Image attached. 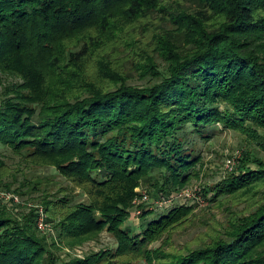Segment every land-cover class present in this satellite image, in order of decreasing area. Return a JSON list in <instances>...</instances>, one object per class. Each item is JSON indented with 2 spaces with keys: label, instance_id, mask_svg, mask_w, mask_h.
I'll return each instance as SVG.
<instances>
[{
  "label": "trees",
  "instance_id": "1",
  "mask_svg": "<svg viewBox=\"0 0 264 264\" xmlns=\"http://www.w3.org/2000/svg\"><path fill=\"white\" fill-rule=\"evenodd\" d=\"M194 1L0 0V144L86 196L20 180L0 159V187L39 198L57 234L49 242L38 230L35 205L16 214L0 199V264H264V0ZM217 125L262 155L244 150L195 194L246 207L196 247L168 249L197 204L148 220L138 188L169 199L200 178L190 136L207 140ZM135 207L139 233L128 223ZM104 230L116 248L58 253Z\"/></svg>",
  "mask_w": 264,
  "mask_h": 264
},
{
  "label": "rangeland",
  "instance_id": "2",
  "mask_svg": "<svg viewBox=\"0 0 264 264\" xmlns=\"http://www.w3.org/2000/svg\"><path fill=\"white\" fill-rule=\"evenodd\" d=\"M187 6H194V0H185ZM133 83H141L139 80H133ZM208 132H210L211 137L209 139L200 138L198 135L191 134L190 139L192 142H195L198 152L201 154L203 167L200 178L193 179L191 183L182 189V192H188L192 198L183 197L181 199L174 198L171 202L167 204H161L157 202L156 195L148 194L147 186L143 185L138 188V191L143 194H147L149 197L147 201H143L144 209H149L153 211V214L147 216L146 219L151 220L153 218L159 217L162 212L166 213L170 208L180 205V204H194L196 205L194 210V217L191 221L185 225L177 228L172 234V237L169 239L168 249H183L184 247H196L197 244L203 239H209L208 234L212 232L211 228L222 229V225L219 223H224L227 215L231 212L240 213L246 207L247 201H238L234 199H228L224 202L223 206L208 203L203 198L195 194V190L203 184H214L221 180L225 175L230 172V169L227 168L226 163L228 158L233 159L234 164L239 163V157L242 155V152L246 149L252 148L255 155H262L258 150L255 143L249 144L246 141L244 135L238 134L236 132L225 130L217 125L215 127H209ZM0 159L6 162L12 171L16 172L21 180L24 175L28 178H31L35 181L42 182L41 186L48 185L49 192L57 193V190L60 187L67 189L69 196L75 199V201H86V196L78 188L70 184L54 167H40L32 166L25 167L24 163L21 161L19 155L13 153L7 147L0 144ZM234 166V168L236 167ZM233 168V169H234ZM14 194L0 187V197H3L1 194ZM38 193H35L37 195ZM19 196L16 194L14 200L19 201L23 200L24 203H21V206L14 204V200L9 199L3 204L9 206L8 209L11 212L20 214L23 211H28L29 206L35 205L37 210H35L36 218L35 223L38 230L47 236L48 241L57 238L56 231L51 222H46V213L43 207L40 205L39 198H36L37 202L33 201L28 196ZM2 201V200H1ZM25 207V208H24ZM141 213L142 211L137 207L132 209L131 218L128 221L129 224L135 227L137 233L140 232L139 223L141 222ZM43 217V226L39 227V218ZM216 232V233H217ZM161 241L154 242L150 245L151 248L158 247ZM101 248H116V241L112 234L104 230L96 239L90 240L82 245L76 246L74 248L70 247H60L58 253L61 258H68L79 256L83 257L89 252H97ZM143 260L134 261L133 264H144Z\"/></svg>",
  "mask_w": 264,
  "mask_h": 264
},
{
  "label": "built area",
  "instance_id": "3",
  "mask_svg": "<svg viewBox=\"0 0 264 264\" xmlns=\"http://www.w3.org/2000/svg\"><path fill=\"white\" fill-rule=\"evenodd\" d=\"M233 165H234V163H233V159L232 158H228L227 159V163H226V166H227V168H229V169H232V167H233ZM3 197H0V199L1 200H3L4 202L5 201H7V200H9V199H11V198H15V196L13 195V194H6L5 193V195L4 194H1ZM189 196V197H188ZM191 195L188 193V192H182V191H180L178 194H176L175 196H174V198H179V199H181V198H183V197H188V198H192V197H190ZM148 196H147V194H145V193H143L142 194V197L141 198H138L137 200H136V203H139V202H143V201H147L148 200ZM174 198H162V199H159V200H157V202H160L161 204H167V203H169V202H171V200H173ZM43 226V217H42V215H41V217L39 218V227H42Z\"/></svg>",
  "mask_w": 264,
  "mask_h": 264
}]
</instances>
